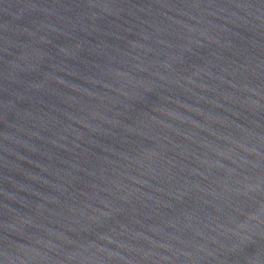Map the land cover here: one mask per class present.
I'll return each instance as SVG.
<instances>
[{"label":"water","instance_id":"water-1","mask_svg":"<svg viewBox=\"0 0 264 264\" xmlns=\"http://www.w3.org/2000/svg\"><path fill=\"white\" fill-rule=\"evenodd\" d=\"M0 264H264V0H0Z\"/></svg>","mask_w":264,"mask_h":264}]
</instances>
